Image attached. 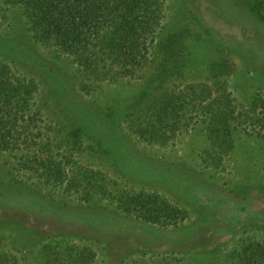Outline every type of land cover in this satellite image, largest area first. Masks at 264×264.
I'll return each mask as SVG.
<instances>
[{"label":"rangeland","instance_id":"obj_1","mask_svg":"<svg viewBox=\"0 0 264 264\" xmlns=\"http://www.w3.org/2000/svg\"><path fill=\"white\" fill-rule=\"evenodd\" d=\"M162 1L146 68L116 76L101 102L13 12L24 44L11 61L38 84L39 131L0 147V264H264V0ZM174 94L187 128L170 144L126 132ZM80 99L107 114L135 106L118 134L108 119L110 134L88 127Z\"/></svg>","mask_w":264,"mask_h":264},{"label":"trees","instance_id":"obj_2","mask_svg":"<svg viewBox=\"0 0 264 264\" xmlns=\"http://www.w3.org/2000/svg\"><path fill=\"white\" fill-rule=\"evenodd\" d=\"M163 4L162 0H0V21L7 25L3 30L0 28V147L5 150L17 146L22 138L26 148L28 139L32 138L30 144L35 142L39 131L35 120L38 113L33 110L38 84L20 73L11 61L23 56L20 45L24 44L23 29L22 34L12 30L14 11L21 15L32 43L49 46L71 62L81 77L78 93L93 102H101L99 94L104 93L102 90L107 85L118 86L116 76L134 80L146 68L149 45L156 43L155 36L163 29ZM56 78L54 72L44 75L50 85H57ZM66 79V88L72 91L76 87L74 81ZM175 99L176 94L171 96L167 107L156 105L151 110L154 115L151 122L129 121L126 132L146 143L170 144L184 128L179 110L172 108ZM83 102L82 113L92 121L88 127H98L112 119L116 132L107 123L110 134L111 131L118 134L125 120L122 114L126 115L135 106L124 104L107 114L98 111L97 106L86 107ZM43 213L46 214L44 210ZM12 219L20 221L19 216Z\"/></svg>","mask_w":264,"mask_h":264}]
</instances>
